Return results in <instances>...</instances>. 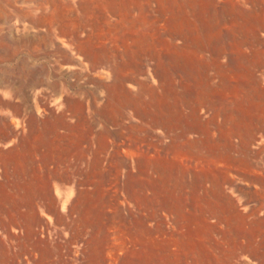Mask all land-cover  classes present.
<instances>
[{"label":"rangeland","instance_id":"1","mask_svg":"<svg viewBox=\"0 0 264 264\" xmlns=\"http://www.w3.org/2000/svg\"><path fill=\"white\" fill-rule=\"evenodd\" d=\"M0 6V96L37 109L76 97L93 124L78 198L56 201L57 221L44 202L36 240L61 242L62 264H226L240 248L235 264H264V0ZM51 14H63L54 28ZM164 189L187 201L183 216L152 208ZM221 195L229 220L209 218L216 232L202 234L195 206ZM40 252L31 262L44 263Z\"/></svg>","mask_w":264,"mask_h":264},{"label":"crops","instance_id":"2","mask_svg":"<svg viewBox=\"0 0 264 264\" xmlns=\"http://www.w3.org/2000/svg\"><path fill=\"white\" fill-rule=\"evenodd\" d=\"M36 101L0 96V201L6 203L0 209V264H36L35 259L31 262V250L35 253L42 250L39 255L43 264H62L61 242L35 239L37 228L42 226L39 208L50 202L45 204L47 216L57 221L61 211L56 209V201L78 198L79 151L94 141L86 102L76 97L56 98L45 103L48 107L37 109L35 105L40 103ZM20 118L26 120L21 133L15 130L14 122ZM103 143H113L112 137H106ZM104 154L106 151L102 150L100 155ZM136 165L134 160L135 170ZM151 201L152 208L166 216L179 217L186 213L187 201L179 194L170 195L166 189ZM207 201L213 200L204 197L195 206L202 234L216 232L209 218L229 220L225 210L231 201L226 196L221 195L214 203ZM14 202H18L16 209ZM29 213L31 221L27 219ZM237 215L241 222L245 221L244 215ZM45 224L48 228L49 224ZM247 251L248 248L235 249L226 264H235L237 257L246 255Z\"/></svg>","mask_w":264,"mask_h":264},{"label":"bare ground","instance_id":"3","mask_svg":"<svg viewBox=\"0 0 264 264\" xmlns=\"http://www.w3.org/2000/svg\"><path fill=\"white\" fill-rule=\"evenodd\" d=\"M104 8V7H103ZM104 11H106V8L103 9ZM2 11V7L0 6V12ZM63 15V14H62ZM61 14H59V16L55 15V14H51L49 19H48V25L50 26V28H54L55 25L57 24V20L59 19V17H62ZM69 36H76L77 35V31L76 29L71 26L69 28V32H68ZM5 35H0V39L1 41H3ZM256 231H253V235H255Z\"/></svg>","mask_w":264,"mask_h":264}]
</instances>
